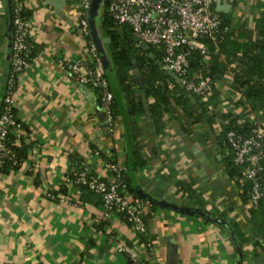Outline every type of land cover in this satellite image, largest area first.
I'll return each instance as SVG.
<instances>
[{
    "label": "crops",
    "instance_id": "1",
    "mask_svg": "<svg viewBox=\"0 0 264 264\" xmlns=\"http://www.w3.org/2000/svg\"><path fill=\"white\" fill-rule=\"evenodd\" d=\"M77 1L25 0L35 52L14 91L24 123L18 148L23 161L14 170H0V264H127L115 245L140 246L138 237L119 216L102 219L98 196L76 194L63 181L73 167H95L94 149L126 170L139 149L143 165L132 183L150 204L144 214L157 264H264L262 237L256 235L264 231V220L252 212L245 182L226 168L228 152L218 145L229 122L264 123V108L250 109L230 82L235 68L230 74L227 67L208 101L192 100L200 116H188L174 91L161 132L154 131L146 112L132 117L117 107L116 128L109 132L97 88L81 83L61 63L62 57L85 53L74 21ZM9 4L0 0V95L10 50ZM263 5L264 0H235L220 14L230 12L235 28H252ZM103 10L104 0H92L89 24L109 58ZM132 128L140 134L134 137ZM71 191L86 204L58 201Z\"/></svg>",
    "mask_w": 264,
    "mask_h": 264
},
{
    "label": "built area",
    "instance_id": "2",
    "mask_svg": "<svg viewBox=\"0 0 264 264\" xmlns=\"http://www.w3.org/2000/svg\"><path fill=\"white\" fill-rule=\"evenodd\" d=\"M9 1L12 8V31L8 75L0 104V170H14L23 161L18 148L25 134L24 123L16 112L14 91L19 78L31 66L35 50L30 20L22 15L25 0ZM234 1L107 0L103 11L112 18L116 29H129L138 45L144 42L162 51L161 65L175 80V84L171 81L167 83L169 91H173L175 85H178L184 92L208 101L213 95L216 81L206 76L203 69L196 73L189 71L192 50L197 49L206 58L209 57V48L205 41L216 46L221 33L220 10ZM91 3L92 0H78L74 5V21L83 42L84 56L62 57L61 63L81 83L97 88L106 129L112 133L117 121L113 108L114 93L91 33ZM236 66L235 62L230 64L228 72L231 74V69ZM242 123L245 121L242 120L240 124ZM251 125L249 135L228 130L224 136L234 164L243 166V174L239 178L251 183L248 203L254 209L264 199V123L254 122ZM92 152L95 167H73L63 177L64 184L75 190L76 194L84 192L98 196L102 219L117 215L138 237L140 246L129 247L118 241L115 245L116 250L125 255L127 264H157V246L149 238L144 214L150 204L129 190L125 165L115 158L103 157L97 149ZM49 197L56 198L54 195ZM58 201L74 207L86 204L76 200L73 191L67 198L61 197ZM98 222L102 221L99 219ZM101 233V229L96 230V234ZM262 245L264 247V237Z\"/></svg>",
    "mask_w": 264,
    "mask_h": 264
},
{
    "label": "trees",
    "instance_id": "3",
    "mask_svg": "<svg viewBox=\"0 0 264 264\" xmlns=\"http://www.w3.org/2000/svg\"><path fill=\"white\" fill-rule=\"evenodd\" d=\"M107 0H104V9L107 5ZM263 10L254 18L253 27L235 28L231 25L233 15L229 12L220 14L221 18V33L216 46L205 41L209 48V57L206 58L199 50H192L190 59V72H197L203 69L206 76L216 81L223 79L226 74L227 67L233 62L237 63L233 70V77H230V82L236 90H240L241 96L245 103L250 106L251 110L264 108V5ZM8 12L12 15L11 3L9 4ZM22 15L27 18L25 8ZM101 34H104L110 39L108 43L110 71H106V76L110 83V88L114 93V110L125 109L126 113L132 117L145 116L143 99L139 96V86L135 81L136 75L134 69H137L142 77L143 90L146 93V103L149 106L151 122L154 131L157 133L162 131L165 112L170 108L169 99L172 93L176 94L175 101L184 108L186 114L190 117L200 116L198 110L194 109L191 104L195 100L199 104V97L193 96L184 92L175 85L173 91H169L167 83L169 81L175 84L174 78L167 73L161 64L162 51L150 47V51L155 58L149 57L147 52H144L139 45L136 44V39L133 33L127 29H116L112 18L106 11L101 15ZM35 52V50H34ZM205 63V64H203ZM9 67V66H8ZM8 71L6 73L7 80ZM6 87L3 88L2 96ZM1 104V103H0ZM202 107V104L199 105ZM115 112V111H114ZM116 114V113H115ZM229 113H224L222 117L227 119ZM245 121V120H244ZM252 125L245 123L229 122L223 133L219 136L218 145L220 149L228 152V157L224 158L226 168L232 175L243 174V166H237L233 162V156L229 151L230 147L225 143L224 133L228 130L242 132L244 135L250 134ZM133 136L140 134V129L132 128ZM137 151L133 154V159L129 165L127 172V184L129 190L138 198L147 201L148 198L138 191L132 183L133 174L143 165V161L137 155ZM129 171V173H128ZM246 191V199L248 200V192L251 183L244 180ZM151 204L154 203L152 200ZM155 204V203H154ZM252 212H257L258 217L264 220V199H262L257 208H252ZM256 235L264 237V231Z\"/></svg>",
    "mask_w": 264,
    "mask_h": 264
},
{
    "label": "water",
    "instance_id": "4",
    "mask_svg": "<svg viewBox=\"0 0 264 264\" xmlns=\"http://www.w3.org/2000/svg\"><path fill=\"white\" fill-rule=\"evenodd\" d=\"M96 2V1H95ZM92 4V3H91ZM95 8L96 6L94 7V9L92 10V13L95 12ZM91 9V7H90ZM221 11V10H220ZM89 21H90V10H89ZM10 22V21H9ZM10 24V28H11V31H12V25H11V22L9 23ZM91 33H92V36L96 42V45H97V48H98V52L100 53L101 55V58L103 60V63H104V67H105V70L106 71H110V63H109V59L108 57L104 54V52L102 51V48H101V45L99 43V40H98V36H97V33L95 31H92L91 29ZM107 41H109L107 39ZM10 47H11V35H10ZM9 47V49H10ZM139 47L144 51V52H147L149 57L151 58H155L154 54L150 51V46L144 42L140 43L139 44ZM9 56H10V50L8 52V57H7V63H6V72H5V76H4V81H3V87H2V92H3V88L5 86V82H6V73L8 71V60H9ZM159 64H161V62L159 61L158 62ZM135 81L136 83L138 84L139 88H140V97L143 99V103H144V110L146 112V115L148 117H150V112H149V108L148 106L146 105V93L144 92L143 90V85H142V77L140 74L136 75L135 77ZM2 92H1V95H0V103H1V100H2Z\"/></svg>",
    "mask_w": 264,
    "mask_h": 264
}]
</instances>
